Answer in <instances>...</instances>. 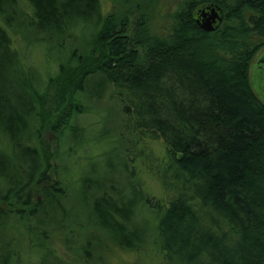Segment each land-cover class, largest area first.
I'll return each instance as SVG.
<instances>
[{
  "label": "trees",
  "instance_id": "1",
  "mask_svg": "<svg viewBox=\"0 0 264 264\" xmlns=\"http://www.w3.org/2000/svg\"><path fill=\"white\" fill-rule=\"evenodd\" d=\"M114 1L116 12L100 0H0V264H25L26 251L36 264H63L48 260L42 241L49 230L40 216L53 212L62 232L86 242L80 264L94 261L89 249L101 248L99 235L139 251L146 227L132 222L138 206L166 264H264V103L249 77L264 48V0H182L161 39L145 28L148 0ZM203 4L221 11L211 32L195 21ZM31 51L56 55L55 73L36 72ZM56 87L54 98H68L55 122ZM104 94L118 104L119 135L132 138L135 152L129 161L123 144L120 184L82 177L75 187L70 165L88 147L75 119ZM48 131L63 150L58 169ZM137 162L161 198L137 191ZM71 193L84 225L76 205L64 206Z\"/></svg>",
  "mask_w": 264,
  "mask_h": 264
},
{
  "label": "rangeland",
  "instance_id": "2",
  "mask_svg": "<svg viewBox=\"0 0 264 264\" xmlns=\"http://www.w3.org/2000/svg\"><path fill=\"white\" fill-rule=\"evenodd\" d=\"M181 1L182 0H148V5L142 11V17H145V28L148 30L149 34L152 37L161 39L165 36L167 29L171 25V15L178 8V5ZM100 3L103 11L116 12L117 10H119V7L116 5V1L114 0H100ZM132 20V18H129V21ZM263 49L256 54L249 70V77L254 92L264 102V95L261 96L262 93L259 92V83L258 81H256L257 64L255 63L256 59L259 57V54L263 51ZM29 54V63L34 66V70L40 73V75H43L45 69L53 64L54 56H56L52 53L47 52H45V54L43 53L42 55L38 51H31V53ZM43 56L47 60L46 63ZM54 71L55 70L51 66L49 73L52 75L55 73ZM94 80H97V77H93L90 79L88 83L89 89H93L92 85L94 84ZM57 91L58 87L53 88L50 93L51 98H54ZM68 91L69 88L66 87L65 93L68 94ZM64 95L65 94H63L62 97L57 96L53 100H51L50 98L49 100V105L55 108L54 116H58L55 119V122L57 119H61L60 115L64 116V106H66V98H68V96L65 95L66 98L63 102ZM89 106L91 107V112L89 111L85 115H80L75 119L78 126L84 128V134L81 133V137H83L84 135L85 139L88 141V147L86 148L87 153L78 150L79 154H77V157L80 158V162L77 166H72L74 163H72V165L69 164L72 171L68 175V178L71 176V182L75 184V187L79 186L80 183L77 181L82 177H88L92 180L99 179L105 182L114 181L115 183L120 184L122 181L121 162L123 156V144L130 148L128 153V160L131 161L132 155L135 152V149L133 148L131 142L132 138L128 134H124L122 135L123 137H120L119 134L121 133L122 115L120 114L118 104L114 100L108 99L106 94L103 95L102 99H97L96 102H91ZM54 108H52V110H54ZM43 136L48 140L50 139L54 141V167L57 169L61 168L62 160L64 161V158H60L63 155V150L58 146L55 148L56 145L54 143H58V141L56 140L57 136L53 135V133L50 131L44 132ZM152 147L156 152L161 151V147L159 144H154L152 145ZM146 155L150 154L146 153ZM143 159L145 160V158ZM128 167L129 169H132L131 164H129ZM59 172V177L64 175L63 173L61 174V170H59ZM93 172H98L97 175L99 176L95 175ZM123 176H125V174H123ZM134 182L139 188V190L137 191H141L143 196H154L155 198L162 197L160 186L146 174L145 170L139 164V162L134 163ZM62 183L66 185V181L65 183L62 181ZM114 186L117 187L116 184ZM108 188L109 191L112 192V185H109ZM77 198L78 195H74L71 193L66 198L64 206L68 208L71 203L76 205V209L78 210L76 212V216L79 217V223H82L84 225L88 223L89 219L87 218V216H85L86 211L84 209H81L78 202H76ZM137 209L139 212L135 214V218L132 222L133 224L136 223L138 228L146 227L144 237L145 241L143 246H141V249L139 251H121L118 248L113 247L114 245L111 244L105 236L99 235L96 239L100 240V243H103V245L101 246V248L95 246L92 247V249H89L92 251L90 252V254L92 256L95 255L94 261H92V263L90 264H166L163 261L155 243V230L147 224V222H149V215L146 213L145 208L141 207V210H139L138 206ZM54 214L55 213L53 212L49 213V216H40L42 220H48L47 229L49 231L47 230L48 232L45 235L46 239L42 240L44 245L50 250V256L48 260L62 261L63 264H80L82 262H85L84 258H81V260L79 261L80 263L76 262V259L78 256L80 257L81 255H83V252L80 253L78 251L81 249V245L84 246L86 242L84 240H81L80 242L77 241V238H79L80 236L79 233L72 239V236L75 234L71 233L70 229L66 230L65 233L62 232L65 229H60L55 221L60 219V215L58 212L55 215ZM76 220L77 218L73 217V219H70V221H68V224L73 225ZM145 224L147 225L145 226ZM10 229L11 230L9 231L13 235V228ZM35 235L36 236H31L32 242L40 240V237H37L38 234ZM25 245L27 247V242ZM34 253L31 251H26V254H28V256L24 259L25 264H36L37 259Z\"/></svg>",
  "mask_w": 264,
  "mask_h": 264
},
{
  "label": "water",
  "instance_id": "3",
  "mask_svg": "<svg viewBox=\"0 0 264 264\" xmlns=\"http://www.w3.org/2000/svg\"><path fill=\"white\" fill-rule=\"evenodd\" d=\"M194 17L196 23L203 31L211 32L221 22V11L216 5L203 4L195 10ZM255 63L257 64L256 81H258L259 83V89H260L259 92H261L262 93L261 96H263L264 95V51H262L259 54V57L256 59ZM257 97L259 98L258 95Z\"/></svg>",
  "mask_w": 264,
  "mask_h": 264
},
{
  "label": "flooded vegetation",
  "instance_id": "4",
  "mask_svg": "<svg viewBox=\"0 0 264 264\" xmlns=\"http://www.w3.org/2000/svg\"><path fill=\"white\" fill-rule=\"evenodd\" d=\"M263 51H264V49H263ZM261 53V52H260Z\"/></svg>",
  "mask_w": 264,
  "mask_h": 264
}]
</instances>
